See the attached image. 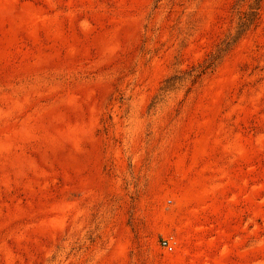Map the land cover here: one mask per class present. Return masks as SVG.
Returning a JSON list of instances; mask_svg holds the SVG:
<instances>
[{
	"label": "rangeland",
	"instance_id": "1",
	"mask_svg": "<svg viewBox=\"0 0 264 264\" xmlns=\"http://www.w3.org/2000/svg\"><path fill=\"white\" fill-rule=\"evenodd\" d=\"M0 264H264V0H0Z\"/></svg>",
	"mask_w": 264,
	"mask_h": 264
},
{
	"label": "built area",
	"instance_id": "2",
	"mask_svg": "<svg viewBox=\"0 0 264 264\" xmlns=\"http://www.w3.org/2000/svg\"><path fill=\"white\" fill-rule=\"evenodd\" d=\"M162 245H163L164 248L172 250V247L167 242H164Z\"/></svg>",
	"mask_w": 264,
	"mask_h": 264
}]
</instances>
